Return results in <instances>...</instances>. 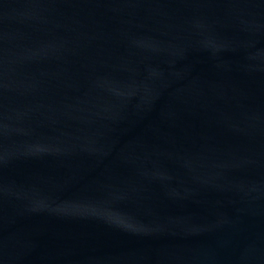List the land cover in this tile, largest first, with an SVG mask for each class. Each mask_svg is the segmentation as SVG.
I'll return each mask as SVG.
<instances>
[{
    "label": "water",
    "instance_id": "water-1",
    "mask_svg": "<svg viewBox=\"0 0 264 264\" xmlns=\"http://www.w3.org/2000/svg\"><path fill=\"white\" fill-rule=\"evenodd\" d=\"M0 264H264V0H0Z\"/></svg>",
    "mask_w": 264,
    "mask_h": 264
}]
</instances>
